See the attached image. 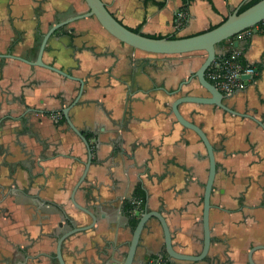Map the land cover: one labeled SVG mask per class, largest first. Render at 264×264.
Wrapping results in <instances>:
<instances>
[{
  "label": "crops",
  "instance_id": "crops-1",
  "mask_svg": "<svg viewBox=\"0 0 264 264\" xmlns=\"http://www.w3.org/2000/svg\"><path fill=\"white\" fill-rule=\"evenodd\" d=\"M103 1L132 30L183 38L217 27L252 0ZM86 12L84 0H0V55L34 62L52 26ZM234 50L262 71L227 104L264 122V34L250 29L220 45L218 57ZM204 58L202 53L173 63L135 50L95 18L72 23L49 39L44 63L85 81L70 115L90 136L93 163L76 202L98 218L95 229L66 241V264H123L132 239L125 203L138 186L147 191V209L166 218L175 249L200 254L208 155L200 138L176 121L171 105L178 96L166 90L179 89ZM78 90L77 82L48 69L0 58V264H52V235L70 229L67 219L77 227L92 222L71 199L88 161L87 148L68 123L58 125L59 116H49L68 107ZM185 95L208 93L192 81L180 93ZM180 110L209 137L218 171L208 259L168 258V263L249 264L250 250L264 245V130L211 106L184 104ZM161 256L167 257L164 233L152 219L135 264ZM253 257L264 264V250Z\"/></svg>",
  "mask_w": 264,
  "mask_h": 264
},
{
  "label": "water",
  "instance_id": "water-1",
  "mask_svg": "<svg viewBox=\"0 0 264 264\" xmlns=\"http://www.w3.org/2000/svg\"><path fill=\"white\" fill-rule=\"evenodd\" d=\"M88 12L76 15L64 21H61L43 35V39L39 48L37 60L30 62L24 58L14 57L12 55H0V58H12L15 60L23 61L27 64H30L35 67H41L48 69L58 75L75 81L79 84L78 94L74 100L70 103L68 107L62 109V112L67 120V123L70 129L82 140L88 151V161L85 164V169L79 178L71 199L74 206L88 215L92 219V223L85 227H76L71 231L64 233L59 241L57 248V259L59 264H66L63 257V245L64 242L71 236L76 235L77 233H82L88 230L93 229L98 221L97 216L87 208L81 207L76 202V195L81 189L82 185L86 182L90 167L92 165L93 153L91 145L88 139L83 135L73 123L70 112L80 104L82 99L85 81L83 79L74 77L56 67L47 65L44 63V53L47 48L49 39L60 29L69 26L72 23L77 21L95 18L101 27L109 33L112 37L118 41L132 47L135 50L150 54V55H161V56H176V55H186L193 54L198 52L205 53V58L203 63L196 71L191 72L189 79L183 81L179 86V89L174 92H168L172 96H176L181 92L184 86L189 85L194 79H196L199 85L208 92L209 96H195V95H185L178 97L171 105V111L174 115L177 122L183 126L185 129H188L194 132L204 144L208 160H209V174L208 179L205 185L204 192V210L202 217V224L204 229V239H203V248L199 255H187L184 253L178 252L173 245V236L166 221V218L161 212L148 211L146 213L138 212L137 217L140 218L137 227L133 231L132 239L129 243L128 252L125 255L123 264H135L137 250L140 244L141 236L146 228L148 222L152 219H157L163 229L164 238H165V247L167 257L171 260L183 261V262H203L208 259L211 243H212V228L210 222V214L212 210L211 198L214 191V184L216 180V175L218 171V164L216 161V152L213 144L211 143L209 137L205 131L192 121L188 120L181 113V106L184 104H194L198 106H215L218 107L232 115L246 118L252 120L257 125H259L264 130V122L260 119L254 117L250 114L238 113L235 110L228 107L224 101L226 95H224L213 83H211L207 77L206 73L209 68L218 60L217 49L220 45L225 42L234 39L241 33L248 31L250 29H256L258 25L264 22V0L259 1L253 6L249 7L243 12H240L241 7L236 9L231 15H229L220 25L214 27L203 33L183 38H174V37H151L144 35L142 33L134 32L132 29L128 28L122 24L108 9L106 3L103 0H84ZM238 42L235 43V46L238 47ZM244 79H250V76H244ZM264 250V245H259L253 247L249 252V264H256L254 261V253Z\"/></svg>",
  "mask_w": 264,
  "mask_h": 264
},
{
  "label": "built area",
  "instance_id": "built-area-1",
  "mask_svg": "<svg viewBox=\"0 0 264 264\" xmlns=\"http://www.w3.org/2000/svg\"><path fill=\"white\" fill-rule=\"evenodd\" d=\"M184 13L179 14V19L183 20ZM248 31L241 33L235 38H240ZM234 41H232L233 44ZM240 52L234 50L230 56L221 63L215 62L208 70L207 79L226 95H232L237 91L245 89L250 81L257 76L258 72L254 65H242L238 59ZM244 76H250V79H244ZM147 264H167L164 257H155L148 260Z\"/></svg>",
  "mask_w": 264,
  "mask_h": 264
},
{
  "label": "trees",
  "instance_id": "trees-1",
  "mask_svg": "<svg viewBox=\"0 0 264 264\" xmlns=\"http://www.w3.org/2000/svg\"><path fill=\"white\" fill-rule=\"evenodd\" d=\"M259 1H261V0H252L247 6L243 7V8L240 10V12L245 11V10L248 9L249 7H251V6H253L254 4L258 3ZM257 27H258L259 31H260L261 33L264 34V22L261 23L260 25H258ZM65 28H66V27H64V28H62V29H60V30H58L57 32H61V31H63ZM133 31H134V32H137V33H141L139 29H137V30H133ZM158 38H162V37H158ZM174 38H176V37H174ZM230 55H231V54L229 53V54H227L225 57H220V58H218L217 63H221L225 58H227V57L230 56ZM238 61H239L242 65H244V66L248 64V62L245 60V58H244L242 55H240ZM254 66L256 67L258 74H257L256 77L253 78V80H257V79L259 78V75H260L261 71H262V68H261V66H257V65H254ZM54 115L60 116V119H59V121H58V125H66V124H67V120H66V118H65V116L63 115L62 112H57V113H54V114H49V116H54ZM85 136H86V138H87L88 140L90 139V136H89V135H86V134H85ZM146 198H147V192H146V190H145L143 187L139 186V187L136 189V191H135L134 199H135L136 201H141V202H142L141 205H140V210H142V211H143L144 208H145ZM136 208H137V206L133 203V201H127V202H126V212L128 213V215H129L130 217L134 216L133 213H134V211H135ZM134 217H135V216H134ZM137 223H138V219L134 218V219H133V226L136 227ZM165 258L167 259V264H170V262L168 263V257H165Z\"/></svg>",
  "mask_w": 264,
  "mask_h": 264
},
{
  "label": "flooded vegetation",
  "instance_id": "flooded-vegetation-1",
  "mask_svg": "<svg viewBox=\"0 0 264 264\" xmlns=\"http://www.w3.org/2000/svg\"><path fill=\"white\" fill-rule=\"evenodd\" d=\"M122 23V22H121ZM57 33V32H56ZM207 73H208V71H207ZM207 73H206V77H207ZM191 76V75H190ZM193 81H197L196 79H194ZM211 82V81H210ZM211 83H213V82H211ZM214 84V83H213ZM188 86V85H187ZM178 90V89H177ZM177 90H175V91H177ZM244 90V89H243ZM167 91V90H166ZM242 91V90H241ZM169 92H174V91H169ZM181 92H182V90H181ZM180 92V93H181ZM240 91H237V92H235L234 94H232V95H226L225 93H223L224 95H226V99H225V101H224V103L228 106V107H230L228 104H227V100L229 99V97H232V96H234V95H236L237 93H239ZM167 93V92H166ZM180 93H178L176 96H172V95H170L169 93H167L168 95H170V96H172V97H181L180 96ZM208 93V92H207ZM208 96H209V94H208ZM177 97V98H178ZM176 98V99H177ZM175 99V100H176ZM211 107H215V106H211ZM215 108H217V109H219V110H221L225 115H231V116H234V117H238V116H235V115H232V114H230V113H228V112H226V111H224V110H222V109H220V108H218V107H215ZM231 108V107H230ZM231 109H233V108H231ZM233 110H235V109H233ZM236 111V110H235ZM60 112H62V111H60ZM236 112H238V111H236ZM63 113V112H62ZM238 113H240V112H238ZM242 114H247V113H242ZM64 115V114H63ZM174 116V115H173ZM238 118H241V117H238ZM59 119H60V116H59ZM243 119H246V118H243ZM177 121V120H176ZM194 123V122H193ZM183 127V126H182ZM92 163H93V159H92ZM87 180V179H86ZM84 185V184H83ZM82 185V186H83ZM215 185V184H214ZM139 187V186H138ZM137 187V188H138ZM141 187H143V186H141ZM136 188V189H137ZM144 188V187H143ZM136 189H135V191H136ZM135 191H134V194H135ZM147 192V191H146ZM214 192V191H213ZM213 195V194H212ZM128 201H133V203L137 206V208L135 209V211H134V216H132V217H130L129 215H128V213L126 212V203H125V212H126V215L128 216V218H129V223H130V228H131V230H132V236H133V231H134V229L137 227V225H138V223H139V220H140V218L139 217H137L136 216V214L138 213V212H141L142 214L143 213H146V212H148L149 210L147 209V207H146V204H145V208H144V210L142 211V210H140V205H141V201H136L135 199H134V195H133V197H132V199H130V200H128ZM146 201H147V198H146ZM127 202V201H126ZM79 210V209H78ZM80 211V210H79ZM82 212V211H81ZM83 213V212H82ZM85 214V213H84ZM134 218H136V219H138V223H137V225H136V227H134L133 226V219ZM67 222H68V227L70 228V229H68V230H63L61 233H59V235L57 234V235H55V234H53L52 235V237H54L55 239H56V253L53 255L54 256V258H53V263L52 264H59V261H58V259H57V248H58V241H59V239H60V237L64 234V233H66V232H68V231H71L72 229H74V228H76L77 226L75 225V223H74V221L72 220V219H67ZM98 222V221H97ZM92 223V222H91ZM90 225V224H89ZM88 226V225H87ZM63 227V225H60V228H62ZM82 227H85V226H82ZM93 229H95V227L93 228ZM92 230V229H91ZM88 231H90V230H88ZM88 231H85V232H82V233H86V232H88ZM77 234H79V233H77ZM57 236V237H56ZM71 237H73V236H71ZM71 237H69L66 241H68ZM66 241L64 242V245H63V251H64V246H65V243H66ZM129 249V248H128ZM62 251V252H63ZM138 251V250H137ZM63 257H64V255H63ZM161 257H164L165 258V256H161ZM155 258V257H154ZM169 258V257H168ZM166 259V258H165ZM65 260V259H64ZM149 260V259H148ZM66 262V261H65ZM148 262V261H147ZM147 262H146V264H147Z\"/></svg>",
  "mask_w": 264,
  "mask_h": 264
},
{
  "label": "rangeland",
  "instance_id": "rangeland-1",
  "mask_svg": "<svg viewBox=\"0 0 264 264\" xmlns=\"http://www.w3.org/2000/svg\"><path fill=\"white\" fill-rule=\"evenodd\" d=\"M88 8V7H87ZM178 38H180V36H177ZM203 52H198V53H193V54H186V55H176V56H166V59L168 62H173V63H178V61H180V57L183 58H189V57H197L198 55H201ZM205 54V53H203ZM168 64V63H166Z\"/></svg>",
  "mask_w": 264,
  "mask_h": 264
}]
</instances>
